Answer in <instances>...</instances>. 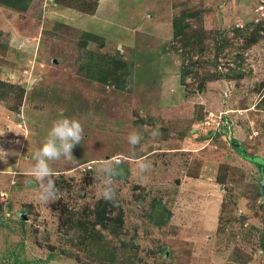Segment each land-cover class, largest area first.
<instances>
[{
	"label": "rangeland",
	"instance_id": "1",
	"mask_svg": "<svg viewBox=\"0 0 264 264\" xmlns=\"http://www.w3.org/2000/svg\"><path fill=\"white\" fill-rule=\"evenodd\" d=\"M61 117L85 139L44 205L29 170ZM0 131V264H264L261 170L237 149L264 163V0L0 3Z\"/></svg>",
	"mask_w": 264,
	"mask_h": 264
},
{
	"label": "clouds",
	"instance_id": "2",
	"mask_svg": "<svg viewBox=\"0 0 264 264\" xmlns=\"http://www.w3.org/2000/svg\"><path fill=\"white\" fill-rule=\"evenodd\" d=\"M5 132L0 131V136ZM161 133L159 129H154L151 135L155 138ZM85 139L84 128L79 120L69 117H61L52 122L47 136L42 145L33 153L35 163L31 166L29 183L34 180L36 182V199L47 205L58 200L61 190L56 187L53 170L50 167V162L64 159L74 167L78 165V161L74 159L72 151L76 145H79ZM128 144L135 150L139 146L140 150L145 149V145L141 143L142 135L133 130L128 133ZM9 152L0 149V161L6 162V157ZM151 164L143 159L137 161V173L141 177L150 170ZM99 172L103 175V180L100 186L101 198L105 201L117 206V193L113 187V181L124 177L125 168L122 160L119 157H114L110 162L102 165ZM146 178V177H145Z\"/></svg>",
	"mask_w": 264,
	"mask_h": 264
},
{
	"label": "trees",
	"instance_id": "3",
	"mask_svg": "<svg viewBox=\"0 0 264 264\" xmlns=\"http://www.w3.org/2000/svg\"><path fill=\"white\" fill-rule=\"evenodd\" d=\"M31 1L32 0H0V3L4 4L6 6H9L11 8H15V9L20 10V11H25V10H27ZM96 2H97V0H95V3ZM94 6H96V4ZM188 16H190V14H187V15L183 16L182 18H187ZM176 18H178V17H176ZM214 63H215V61H214ZM237 149L239 151V154L242 157H244L245 159H247L249 161L254 162L259 168H261V163L258 161L259 158H256V157L254 158V156L247 155L245 153V151L240 147H238ZM119 214H121L120 210H119ZM118 215L116 217L105 216V217L98 218V219L95 218L94 222L95 223L99 222L101 224V226H103V228H105L106 226L110 227L112 225L111 224L112 221H115V219H119ZM91 231H94V229H92ZM28 264H30V263H28Z\"/></svg>",
	"mask_w": 264,
	"mask_h": 264
},
{
	"label": "water",
	"instance_id": "4",
	"mask_svg": "<svg viewBox=\"0 0 264 264\" xmlns=\"http://www.w3.org/2000/svg\"><path fill=\"white\" fill-rule=\"evenodd\" d=\"M261 187H260V190H261V193H262V196H263V203H264V163L261 164Z\"/></svg>",
	"mask_w": 264,
	"mask_h": 264
},
{
	"label": "built area",
	"instance_id": "5",
	"mask_svg": "<svg viewBox=\"0 0 264 264\" xmlns=\"http://www.w3.org/2000/svg\"><path fill=\"white\" fill-rule=\"evenodd\" d=\"M261 9V8H260Z\"/></svg>",
	"mask_w": 264,
	"mask_h": 264
}]
</instances>
